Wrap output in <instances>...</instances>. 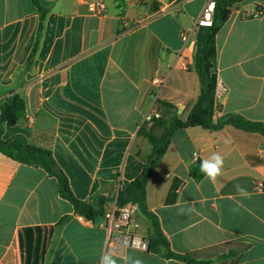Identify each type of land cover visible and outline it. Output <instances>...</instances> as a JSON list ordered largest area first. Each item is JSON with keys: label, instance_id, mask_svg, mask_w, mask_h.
<instances>
[{"label": "crops", "instance_id": "crops-1", "mask_svg": "<svg viewBox=\"0 0 264 264\" xmlns=\"http://www.w3.org/2000/svg\"><path fill=\"white\" fill-rule=\"evenodd\" d=\"M91 1L0 0V117L2 100L21 96L25 109L3 127V140L23 136L50 151L74 196L94 208L104 198L106 213L152 153L141 128L160 138L186 121L199 99L196 25L209 0H104L101 16L91 13ZM183 33H192L187 45ZM216 49V120L238 115L264 124V0L232 11ZM153 115L159 117L147 119ZM213 153L224 158L221 175L194 178L195 164ZM259 183L261 134L181 128L148 181L147 206L174 253L264 264ZM80 215L56 177L0 153V264H104L106 254L117 264H187L151 246L158 236L142 211L139 232L149 251L110 248L103 217Z\"/></svg>", "mask_w": 264, "mask_h": 264}, {"label": "trees", "instance_id": "trees-1", "mask_svg": "<svg viewBox=\"0 0 264 264\" xmlns=\"http://www.w3.org/2000/svg\"><path fill=\"white\" fill-rule=\"evenodd\" d=\"M216 10L214 24L212 27H201L197 35V53H196V71L200 78L201 93L199 99L186 121H175L170 130L160 138L154 136L152 128L148 129L144 125L140 130V135L149 139L152 144V153L144 166L141 175L130 183L125 189L120 190L117 197L118 207H124L130 203L138 204L143 214L152 221L158 236V241H151V246L158 244L165 247L164 256L173 258L187 264H213L211 259H203L201 252L190 254H177L170 250L168 243L163 237L157 218L153 216L147 206V185L148 181L155 171L159 160L165 154L171 137L177 129L188 127H203L211 131H220L226 126H233L239 130L248 133H258L264 137V124L249 121L238 115H227L216 120V89H217V49L216 36L222 25L229 19L232 11L246 0H215ZM41 21H44L42 13ZM25 109V102L16 93L2 100L0 117V153L26 165L43 168L48 174L54 176L59 181L60 194L68 200L75 210L90 220H96L104 217V205L106 200L100 199L99 206L94 208L92 205L79 201L73 194L68 178L61 169L58 168L54 157L50 151L32 146L23 136H16L11 140L5 141L2 138L3 127L15 125L18 120V114ZM154 125L159 126V121H154ZM201 162L195 164L192 168V176L200 179L203 173L198 172ZM219 247L211 249L217 250ZM224 256L222 255L221 258Z\"/></svg>", "mask_w": 264, "mask_h": 264}, {"label": "built area", "instance_id": "built-area-1", "mask_svg": "<svg viewBox=\"0 0 264 264\" xmlns=\"http://www.w3.org/2000/svg\"><path fill=\"white\" fill-rule=\"evenodd\" d=\"M89 10L96 16H101L106 13V5L104 0H92L89 3ZM216 10V1L209 0L203 9L198 22L197 27H212L214 24ZM261 11L256 13V17L261 15ZM192 33H183L182 40L187 45L190 41ZM156 84H162L161 81L156 80ZM218 97V94H216ZM152 117L158 118L159 115L148 116V120H152ZM258 189L263 190L264 184L259 183ZM141 213L138 204L130 203L124 207H118L117 205L107 211L103 217V226L107 229L109 234L108 245L110 248H116L118 250L125 248H134L141 251L150 250V241L140 234L141 224L138 221V216ZM85 216H79V220H85Z\"/></svg>", "mask_w": 264, "mask_h": 264}, {"label": "clouds", "instance_id": "clouds-1", "mask_svg": "<svg viewBox=\"0 0 264 264\" xmlns=\"http://www.w3.org/2000/svg\"><path fill=\"white\" fill-rule=\"evenodd\" d=\"M224 165V158L219 153H213L209 158L204 159L201 161L200 165V171L205 174L207 178H209L212 181H215L218 176L221 175L222 168ZM237 187V192L242 195L246 196L247 192L245 189L240 187L239 185ZM104 264H117L116 259L113 258L112 254H106L102 256ZM127 264V261L125 262ZM135 264H142V262L137 259L135 261Z\"/></svg>", "mask_w": 264, "mask_h": 264}]
</instances>
